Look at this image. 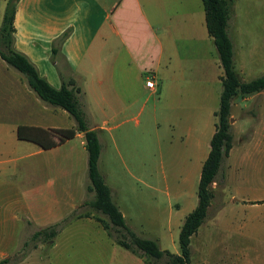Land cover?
Segmentation results:
<instances>
[{"label": "crops", "instance_id": "obj_1", "mask_svg": "<svg viewBox=\"0 0 264 264\" xmlns=\"http://www.w3.org/2000/svg\"><path fill=\"white\" fill-rule=\"evenodd\" d=\"M146 2L152 6L151 17L144 12L142 4ZM236 17L232 4L226 31L232 42L233 67L231 33ZM152 20L156 21L153 23ZM12 24L13 47L24 54L52 86L58 87L62 80L73 79L79 87L77 99L86 122L97 129L98 135L104 126L105 137L112 139L114 127L128 124L130 120L137 122L144 107L147 109L143 123L151 122L169 129V134L179 144L178 148L182 149L174 155L185 156L184 165L178 168L183 173L181 180L170 186L165 184L161 190L159 179L156 186L154 178L145 181L135 177L143 187L157 189L158 196L152 192L148 197L150 210L154 213L150 224L154 229L137 221L140 217L134 205L144 201L141 190H134L132 186L135 198L124 197L102 176L130 229L140 236L156 239L160 248H167L166 244L174 245L176 229L197 201V196L196 201L194 199L197 184L193 186V178L196 176L198 182L201 164L209 150L221 87L219 76L222 69L212 37L206 31L201 0H16ZM64 31L66 33L62 36ZM189 37L202 45L203 69L184 74L177 69L176 45L183 44L186 41L182 40ZM250 44L253 47H248L246 56L244 53L238 57V67H234L242 80L250 79L251 70L245 62L246 57L264 64V51L255 48L260 42L254 40ZM188 65L187 68H193V65ZM10 67L0 57V142L2 134L4 139L9 140L11 136L17 139L18 124L59 127L62 118L71 117L63 108L42 102L33 94L24 77ZM259 68L263 70L264 66ZM150 77L154 87L145 84V79ZM148 101L150 104L146 106ZM235 101L234 97L230 103V114ZM84 108L89 111L92 121L87 120ZM71 125L73 120L67 126ZM220 167L221 163L212 187L221 177ZM69 195L73 197V193ZM30 203L17 198L15 192L0 198V206H4L0 211V242L3 238L14 237L13 246L0 245V258L16 249L18 216L28 217L32 213L27 211ZM18 205H22V209ZM233 205L235 202L231 200L227 208L224 205L221 209L218 207V212L210 217L206 214L204 219L208 221L210 218L215 224L221 217L229 220ZM179 208H185L181 217ZM162 211L167 215L157 216ZM225 211L228 214H221ZM127 218L134 223L128 224ZM203 225L206 227L204 232L209 230L206 220H203L190 235L189 264H206L194 257L195 243L201 244L208 237L200 232ZM170 251L178 253L179 247L176 249L174 246ZM28 257L26 253L20 263L11 259L8 264H28ZM132 259L135 261L133 264H145L135 254ZM237 264L260 263L245 260Z\"/></svg>", "mask_w": 264, "mask_h": 264}, {"label": "rangeland", "instance_id": "obj_2", "mask_svg": "<svg viewBox=\"0 0 264 264\" xmlns=\"http://www.w3.org/2000/svg\"><path fill=\"white\" fill-rule=\"evenodd\" d=\"M6 1L0 0V22ZM233 4L237 17L233 32L230 33L234 42L233 59L236 69L238 57L244 53L246 56L248 47H253L248 43L258 41L260 44L255 48L264 51V0H234ZM142 5L144 12L151 17L152 6L147 2ZM152 21L154 23L156 20ZM182 41L186 42L176 45L177 69L184 74L194 69L201 72V43L193 38ZM246 58L245 62L251 70L250 78L264 73V68H259L264 64L261 65L256 60L254 62L250 57ZM188 64L193 65V68H187ZM15 72L23 76L19 71ZM141 73L143 76L144 71ZM235 99L228 118L231 149L220 162L221 177L217 178L213 187L214 194L210 206L207 207V214L210 217L222 207L227 208L231 200L235 205L230 210L232 213L229 214V220L221 217L215 224L210 218L208 221L207 218L204 219L209 230L204 232L206 227L203 225L200 232L208 237L204 242H200L201 244L195 243L194 257L204 260L206 264H237L245 260L264 264V89L249 93L243 98L237 95ZM149 104L150 101L146 102V106ZM146 109L147 107L142 109L137 122L130 120L128 124L115 126L112 139L105 137L104 126L101 127L98 135L100 157L97 166L109 185L116 187L124 197L135 198L134 190H141L144 201L134 205L135 209L138 208L139 213L136 214L140 217L137 221L154 229L150 224L154 213L150 210L152 207L148 197L152 192L157 195V189L143 187L135 177L139 176V179L145 181L154 178L156 186L159 179V188L162 190L165 184L170 186L181 180L183 173L178 168L184 165L185 156L180 158L174 155L182 149L178 148L179 144L174 141V136L169 134L166 126L143 123ZM84 112L87 120L92 121L93 118L86 108ZM71 120L72 117H66L59 123L68 127ZM71 126H74V120ZM76 134L77 136L66 139L49 131L52 146L48 148L17 134V139L11 136L9 140L1 135L0 198L15 192L17 198L31 202L27 211L32 212L28 217L18 216L17 246L7 255L12 261L20 263V259L27 253L28 264L135 263L133 254L116 244L95 218H104V215L83 204L84 200L92 196V191L86 188L88 178L83 136L81 132ZM195 177L194 187L197 184ZM132 186L134 190H131ZM69 193H73L72 198ZM194 199L196 201V194ZM3 207L0 206V211ZM22 207L18 205L19 209ZM129 207L131 208V205ZM85 210L90 211L88 217L82 216L78 220L73 218L61 226L51 239L29 241L27 249L24 252L20 250L22 242L28 239L35 229L53 222L54 219L58 220L69 212ZM184 210L185 208H179L180 217ZM222 213L228 214L226 211ZM166 215L167 212L162 211L157 216ZM126 221L128 224L134 223L128 218ZM177 231L176 229L174 245L166 244L167 249L172 250L174 246L178 249ZM112 232L116 233L114 230ZM0 245H6L8 248L13 246L14 237L3 238ZM138 257L143 261L142 257Z\"/></svg>", "mask_w": 264, "mask_h": 264}, {"label": "trees", "instance_id": "obj_3", "mask_svg": "<svg viewBox=\"0 0 264 264\" xmlns=\"http://www.w3.org/2000/svg\"><path fill=\"white\" fill-rule=\"evenodd\" d=\"M204 23L207 33L212 37L218 55L220 74V92L218 106L214 112V130L209 139V150L203 160L196 187L197 201L188 211L179 226L177 243L179 252H172L167 248H160L154 238L136 234L130 229L110 195V189L100 173L97 160L100 153V142L97 129L90 127L85 119L83 110L77 99L79 87L72 78L62 80L58 87L52 86L41 76L33 64L13 45V17L16 0H7L0 22V57L11 67L19 71L28 87L44 102L63 108L73 118L74 126H59L40 128L33 125L18 124L16 134L38 142L42 147L52 146L48 132L58 134L63 138H71L77 132L83 136V146L86 151V174L88 183L86 188L92 191V196L83 201L90 209L100 212L104 218L95 216L105 229L106 234L121 247L142 257L146 264H189L190 263V235L196 231L207 214V207L213 197L211 183L219 169L223 156L227 155L231 147V133L228 118L231 100L239 95L264 89V73L247 80H242L236 73L232 62V42L226 31L227 19L232 9L233 0H201ZM65 31L62 36L65 35ZM90 211L69 212V214L49 224L35 229L28 239L24 240L20 250L24 252L29 241L49 240L56 235L61 226L73 218L89 216ZM114 230L116 233L112 232ZM35 246V244H33ZM11 262L10 257L0 258V264Z\"/></svg>", "mask_w": 264, "mask_h": 264}, {"label": "built area", "instance_id": "obj_4", "mask_svg": "<svg viewBox=\"0 0 264 264\" xmlns=\"http://www.w3.org/2000/svg\"><path fill=\"white\" fill-rule=\"evenodd\" d=\"M145 84L148 86V87H154V81L152 78H147L145 79Z\"/></svg>", "mask_w": 264, "mask_h": 264}]
</instances>
